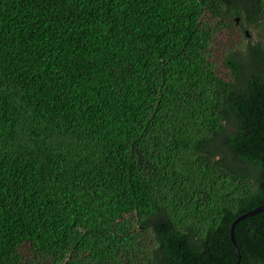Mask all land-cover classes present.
Returning a JSON list of instances; mask_svg holds the SVG:
<instances>
[{"label":"trees","instance_id":"trees-1","mask_svg":"<svg viewBox=\"0 0 264 264\" xmlns=\"http://www.w3.org/2000/svg\"><path fill=\"white\" fill-rule=\"evenodd\" d=\"M262 203L264 0H0V264H264Z\"/></svg>","mask_w":264,"mask_h":264},{"label":"water","instance_id":"water-1","mask_svg":"<svg viewBox=\"0 0 264 264\" xmlns=\"http://www.w3.org/2000/svg\"><path fill=\"white\" fill-rule=\"evenodd\" d=\"M236 21H237V18H236ZM246 34H247V32H246ZM261 211H264V203H262L261 205L257 206L256 208H254V209H252V210H250L248 212H245V213L241 214L240 216L235 218L232 221V223L230 224V228H229L230 241L232 242V244H233V246H234V248H235V250L237 252L238 258L240 257V255H239V250H238L235 238H234V232H233L234 231V226L239 220H241V219H243V218H245L247 216H252V215H254V214L258 213V212H261Z\"/></svg>","mask_w":264,"mask_h":264},{"label":"rangeland","instance_id":"rangeland-1","mask_svg":"<svg viewBox=\"0 0 264 264\" xmlns=\"http://www.w3.org/2000/svg\"><path fill=\"white\" fill-rule=\"evenodd\" d=\"M237 33H238V30L224 29L221 32L216 33L215 40L216 42H224V41L227 42L230 40H235L239 37Z\"/></svg>","mask_w":264,"mask_h":264},{"label":"flooded vegetation","instance_id":"flooded-vegetation-1","mask_svg":"<svg viewBox=\"0 0 264 264\" xmlns=\"http://www.w3.org/2000/svg\"><path fill=\"white\" fill-rule=\"evenodd\" d=\"M237 22V24H238V21H236Z\"/></svg>","mask_w":264,"mask_h":264},{"label":"clouds","instance_id":"clouds-1","mask_svg":"<svg viewBox=\"0 0 264 264\" xmlns=\"http://www.w3.org/2000/svg\"><path fill=\"white\" fill-rule=\"evenodd\" d=\"M238 21V20H237Z\"/></svg>","mask_w":264,"mask_h":264}]
</instances>
